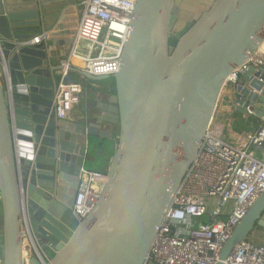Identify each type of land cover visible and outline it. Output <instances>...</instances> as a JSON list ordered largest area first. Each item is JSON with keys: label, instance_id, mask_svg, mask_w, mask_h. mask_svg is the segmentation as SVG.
<instances>
[{"label": "water", "instance_id": "water-1", "mask_svg": "<svg viewBox=\"0 0 264 264\" xmlns=\"http://www.w3.org/2000/svg\"><path fill=\"white\" fill-rule=\"evenodd\" d=\"M186 2L136 0L119 71L93 77L72 70L87 82L113 79L115 115L98 126L88 118L55 117L61 66L52 64L44 37L42 44L26 43L46 33L49 14L39 5L13 11L0 0L1 264H41L33 251L24 262V238L53 252L49 264L144 263L227 76L264 43V0H207L202 13L188 18ZM240 83L259 91L264 71L250 66ZM234 98L238 114L247 118L249 107L261 117L264 97L239 84ZM255 103L262 106L253 108ZM102 141L112 142L114 150L108 181L80 220L72 213L75 190L87 161L106 150ZM259 229L264 230V193L216 264Z\"/></svg>", "mask_w": 264, "mask_h": 264}, {"label": "built area", "instance_id": "built-area-1", "mask_svg": "<svg viewBox=\"0 0 264 264\" xmlns=\"http://www.w3.org/2000/svg\"><path fill=\"white\" fill-rule=\"evenodd\" d=\"M135 2L84 0L68 56L60 64L52 99L56 119H67L84 93L79 83L70 80L73 69L93 77H112L119 71L130 31L127 16L133 13ZM42 38L43 34L26 43L37 45ZM75 56L82 66L72 63ZM250 66L264 71V43L227 76L196 156L163 212L143 264H216L235 227L264 193V107L260 118L253 109L245 108L246 116L259 118V126L252 134L238 132L234 124L225 127L229 114L240 106L234 98L239 84L264 97V88L256 91L248 83H240L241 75ZM261 106L255 103L253 108ZM107 181V171H81L72 206L78 219H85L94 209ZM196 219L200 221L193 224ZM34 242H29L24 262L33 251L41 264H49L47 253ZM223 264H264V240L246 238L232 249Z\"/></svg>", "mask_w": 264, "mask_h": 264}, {"label": "crops", "instance_id": "crops-1", "mask_svg": "<svg viewBox=\"0 0 264 264\" xmlns=\"http://www.w3.org/2000/svg\"><path fill=\"white\" fill-rule=\"evenodd\" d=\"M8 7L13 10H27L37 9L40 6L42 14H49V21L47 25V31L43 34L45 42L48 45V55L52 59V64L56 67L60 66L61 62L68 56L70 46L75 31L76 21L82 10V4L84 0H5ZM42 35V34H41ZM39 44H42L40 41ZM70 74V80L76 82ZM80 78V77H79ZM81 80L76 82L83 87V95L80 100V104L76 107V110L69 114L66 119L68 121H83L88 118L90 122H94L98 126L102 124H109L113 121L115 115V106L113 102L112 93L113 86L110 84L93 85V88L87 89V81ZM87 90H90L88 92ZM107 122V123H106ZM259 126V118H253V120L244 127L239 128L238 132H244L246 134H252ZM108 127V126H107ZM98 155L102 158L104 164L97 172L107 171L108 162L111 159L106 150H99ZM85 169V168H84ZM87 170V169H85ZM91 171V170H89ZM258 238L264 240V230L256 231ZM27 243V244H25ZM29 241H24V248H28ZM25 253V252H24ZM28 255V254H27Z\"/></svg>", "mask_w": 264, "mask_h": 264}, {"label": "rangeland", "instance_id": "rangeland-1", "mask_svg": "<svg viewBox=\"0 0 264 264\" xmlns=\"http://www.w3.org/2000/svg\"><path fill=\"white\" fill-rule=\"evenodd\" d=\"M207 1V0H206ZM186 7V6H185ZM205 5L204 6H200L199 7V9H197V11L196 12H198V13H200V12H202V11H204L205 10ZM184 11H185V13L183 12V16L184 17H186V18H188V16L190 17V16H192V13H190V12H188L187 10H186V8H184L183 9ZM188 12V13H187ZM79 17V16H78ZM2 78H3V69L0 67V81H1V84H3V80H2ZM72 78H74V80L76 81V82H78V81H80L81 79L78 77V76H76V75H74V76H72ZM87 89H90V88H93V85H102V86H105V85H108V84H110V86L112 87L113 86V84H114V82H113V79L112 78H109V79H106V80H102V81H100V82H91V81H88L87 83ZM88 92H90V90H87ZM253 120V118L251 117V116H249V117H247V118H245L244 116H242V115H240V114H236V112L235 113H230L229 114V116L227 117V119H226V122H225V127H227V126H231V125H236L235 127H239V128H241V127H244L245 125H248L251 121ZM114 141H115V139H113ZM96 142V141H95ZM103 145H105V146H103L104 148H106V153H107V155L110 157V158H112L113 157V155H114V150H112V142H105ZM91 146H93V148H94V145H91ZM109 147V149L107 148V147ZM96 148H94L93 149V151L95 150ZM96 151H97V149H96ZM103 164H104V162H103V160H102V158L100 157V158H95V159H92V160H88L87 161V163H86V165H85V169H87V170H91V171H94V170H99L102 166H103ZM200 220L199 219H196V220H193L192 221V223L193 224H196V223H198ZM261 230H263V229H261ZM1 231H2V221H1V218H0V237H1ZM253 237V238H255L256 240H260V238H258V236H257V233L256 232H254L253 234H250L247 238H248V240L250 239V237ZM46 253L49 255V256H53V252H51V251H49V250H47L46 251ZM0 255H1V252H0ZM0 264H1V260H0Z\"/></svg>", "mask_w": 264, "mask_h": 264}, {"label": "flooded vegetation", "instance_id": "flooded-vegetation-1", "mask_svg": "<svg viewBox=\"0 0 264 264\" xmlns=\"http://www.w3.org/2000/svg\"><path fill=\"white\" fill-rule=\"evenodd\" d=\"M205 1L206 0H187V2H186L187 10H190V12L195 15V13H197L196 12L197 9H199L200 6H204ZM202 12H200V13H202Z\"/></svg>", "mask_w": 264, "mask_h": 264}, {"label": "bare ground", "instance_id": "bare-ground-1", "mask_svg": "<svg viewBox=\"0 0 264 264\" xmlns=\"http://www.w3.org/2000/svg\"><path fill=\"white\" fill-rule=\"evenodd\" d=\"M72 63L74 65L82 66L81 60L79 58H77L76 56L72 58ZM25 244H27V243H25ZM28 246L30 248V245H28ZM24 252H23V254H28V248H24Z\"/></svg>", "mask_w": 264, "mask_h": 264}, {"label": "trees", "instance_id": "trees-1", "mask_svg": "<svg viewBox=\"0 0 264 264\" xmlns=\"http://www.w3.org/2000/svg\"><path fill=\"white\" fill-rule=\"evenodd\" d=\"M113 88H114V84H113ZM112 93H113V94L115 93V92H114V89H113ZM105 142H106V141H102V145H103Z\"/></svg>", "mask_w": 264, "mask_h": 264}]
</instances>
